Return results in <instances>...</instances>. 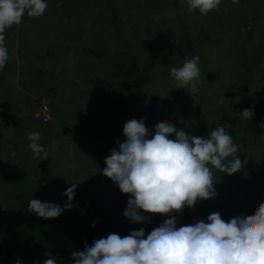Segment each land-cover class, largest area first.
Returning a JSON list of instances; mask_svg holds the SVG:
<instances>
[{
  "label": "rangeland",
  "instance_id": "obj_1",
  "mask_svg": "<svg viewBox=\"0 0 264 264\" xmlns=\"http://www.w3.org/2000/svg\"><path fill=\"white\" fill-rule=\"evenodd\" d=\"M47 4L43 16L25 15L5 30L0 264H43L46 252L56 264H72V253L85 244L141 227L147 235L168 218L145 214L146 222L133 224L123 216L128 196L120 198L117 186L102 175L105 158L124 141L123 125L130 119H143L150 135L162 121L196 137L223 126L238 144V154L264 167V0H221L204 16L190 13L183 0ZM195 55L201 77L192 97L170 75H160ZM142 74H154L155 83L117 113L121 83ZM250 106L252 119H242L238 113ZM254 125L260 135L252 131ZM31 132L40 133L48 158L40 160L29 149ZM212 171L215 196L185 207L178 227L206 220L213 211L226 217L252 212L264 202V172ZM72 183V207L59 217L42 219L26 210L31 198L63 207V193Z\"/></svg>",
  "mask_w": 264,
  "mask_h": 264
},
{
  "label": "clouds",
  "instance_id": "obj_2",
  "mask_svg": "<svg viewBox=\"0 0 264 264\" xmlns=\"http://www.w3.org/2000/svg\"><path fill=\"white\" fill-rule=\"evenodd\" d=\"M183 2L190 13L197 11L204 16L216 10L221 0ZM47 7V0H0V71L9 59L5 30L19 25L25 15L43 16ZM199 59L195 55L169 69L178 88L192 97L199 92ZM253 111L254 106H250L238 114L251 120ZM122 134L125 139L110 150L102 175L128 196L123 216L133 224L146 222L145 214L168 218L147 235L141 227L123 237L113 232L94 240L91 246L85 244L83 251L72 253V264H264V202L252 212L226 217L213 211L206 220L177 226L185 207L192 209L198 201L215 196L213 169L232 174L244 164L238 144L223 126L215 127L207 137H196L162 121L150 135L143 119H130ZM27 139L34 156L48 158L39 132L29 133ZM75 188L72 183L63 193V207L31 198L26 210L42 219L57 218L71 209ZM45 256L43 264H56L50 253Z\"/></svg>",
  "mask_w": 264,
  "mask_h": 264
},
{
  "label": "trees",
  "instance_id": "obj_3",
  "mask_svg": "<svg viewBox=\"0 0 264 264\" xmlns=\"http://www.w3.org/2000/svg\"><path fill=\"white\" fill-rule=\"evenodd\" d=\"M184 38L189 39V35L186 33ZM90 54L94 56H98V54L95 52H91ZM131 70L134 71L135 67H132ZM168 75H169V71H165V72H162L160 76L167 77ZM155 81H156V76L154 74H142L131 82L129 80H124L120 86L119 102L115 108L116 112L120 113L122 110V107L125 105L127 101H130L131 103L137 101L142 91L147 86L154 84ZM227 120L231 124L235 122L234 120L230 118H227ZM252 131L257 135L261 134V131L260 129H258L257 125L252 126ZM239 155L241 156V158L244 159V164L241 170H237L233 173L235 174H239V173L260 174L264 172V167H262L260 164L255 162L253 157L247 154H239ZM118 193H119L120 198L124 196V194H121L120 192Z\"/></svg>",
  "mask_w": 264,
  "mask_h": 264
},
{
  "label": "built area",
  "instance_id": "obj_4",
  "mask_svg": "<svg viewBox=\"0 0 264 264\" xmlns=\"http://www.w3.org/2000/svg\"><path fill=\"white\" fill-rule=\"evenodd\" d=\"M44 109H45V110H43L44 112H46V111L49 110V108L47 107V105H46V106L44 105ZM45 119H46V118H45Z\"/></svg>",
  "mask_w": 264,
  "mask_h": 264
}]
</instances>
